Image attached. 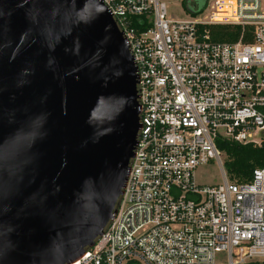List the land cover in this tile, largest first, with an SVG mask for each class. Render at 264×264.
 Here are the masks:
<instances>
[{"label":"built area","instance_id":"1","mask_svg":"<svg viewBox=\"0 0 264 264\" xmlns=\"http://www.w3.org/2000/svg\"><path fill=\"white\" fill-rule=\"evenodd\" d=\"M99 1L132 57L140 129L115 215L71 264H215L219 253L264 264V167L232 181L217 149L264 139V0H206L201 19L184 0L188 20L168 19L160 0ZM213 26H238L239 39L214 41ZM209 162L222 184L199 186Z\"/></svg>","mask_w":264,"mask_h":264},{"label":"water","instance_id":"2","mask_svg":"<svg viewBox=\"0 0 264 264\" xmlns=\"http://www.w3.org/2000/svg\"><path fill=\"white\" fill-rule=\"evenodd\" d=\"M137 78L99 0H0V264H71L116 213Z\"/></svg>","mask_w":264,"mask_h":264},{"label":"trees","instance_id":"3","mask_svg":"<svg viewBox=\"0 0 264 264\" xmlns=\"http://www.w3.org/2000/svg\"><path fill=\"white\" fill-rule=\"evenodd\" d=\"M200 2V4H199ZM206 0H194L193 4L199 12L205 6ZM181 6L186 8L182 0ZM133 27L138 28L136 20ZM241 28L238 26H213L209 28L210 37L214 41L231 43L239 39ZM217 149L224 157L223 170L227 177L236 182H248L256 169L264 167V139L259 146L253 144H239L221 140Z\"/></svg>","mask_w":264,"mask_h":264},{"label":"rangeland","instance_id":"4","mask_svg":"<svg viewBox=\"0 0 264 264\" xmlns=\"http://www.w3.org/2000/svg\"><path fill=\"white\" fill-rule=\"evenodd\" d=\"M194 1V0H193ZM166 7V17L172 20H188L189 17L185 8L181 6L182 0H160ZM200 4V2H199ZM189 10L193 8L188 6ZM195 9V8H194ZM201 15L195 17L201 19L207 14L205 6L201 10ZM262 137L260 134H256L253 140H258ZM222 160L224 157L222 156ZM194 181L199 186H218L222 184V175L219 167L214 162L199 166L194 174ZM215 264H228L225 253H219L215 256Z\"/></svg>","mask_w":264,"mask_h":264}]
</instances>
